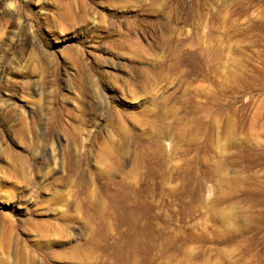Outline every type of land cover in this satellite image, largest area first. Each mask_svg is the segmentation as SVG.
I'll return each instance as SVG.
<instances>
[{
  "label": "rangeland",
  "instance_id": "rangeland-1",
  "mask_svg": "<svg viewBox=\"0 0 264 264\" xmlns=\"http://www.w3.org/2000/svg\"><path fill=\"white\" fill-rule=\"evenodd\" d=\"M132 248L264 264V0H0V264Z\"/></svg>",
  "mask_w": 264,
  "mask_h": 264
},
{
  "label": "bare ground",
  "instance_id": "bare-ground-1",
  "mask_svg": "<svg viewBox=\"0 0 264 264\" xmlns=\"http://www.w3.org/2000/svg\"><path fill=\"white\" fill-rule=\"evenodd\" d=\"M140 243H143V242H140ZM140 243H137V245L140 244ZM141 245H142V244H141ZM139 246H140V245H139ZM145 246H146V245H145ZM141 248H142V247H141ZM137 249H138V247H136V251H138ZM142 249H143V248H142ZM145 249H146V248H145ZM73 252H75L73 255H75V254L77 253L76 250H74ZM123 254H124V253H123ZM136 254H137V253L135 252V249L132 248L131 251H130V254H126V253H125V255H126L125 257H127V259L125 260V258H123V259H124L123 261H125L127 264H135V260H137V259L134 260V258L136 257ZM125 262H124V263H125ZM124 263H123V264H124ZM126 263H125V264H126ZM137 263H138V262H137Z\"/></svg>",
  "mask_w": 264,
  "mask_h": 264
}]
</instances>
